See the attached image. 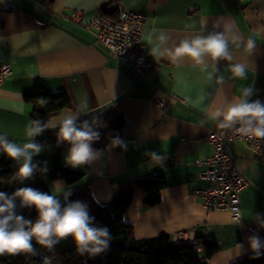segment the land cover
Listing matches in <instances>:
<instances>
[{
  "label": "crops",
  "instance_id": "crops-1",
  "mask_svg": "<svg viewBox=\"0 0 264 264\" xmlns=\"http://www.w3.org/2000/svg\"><path fill=\"white\" fill-rule=\"evenodd\" d=\"M3 4L12 9L0 10V65H10L12 73L0 85V136L21 147L30 140L41 145L32 158L37 165L33 176L49 186L51 195L54 186L60 187L63 191L55 194L65 201L71 189L87 185L100 204H107L133 187L132 204L123 216L133 224L135 237H172L178 230H192L197 241L218 243L209 264H228L250 253L253 235L261 242L264 164L245 142L232 144L247 180L241 191L242 223L228 210L206 208L195 191L207 184L200 175L206 166L196 160L213 151L208 130L220 128L238 103L258 100L264 105V0H0ZM125 9L146 16L143 42L153 63L146 76L136 73L130 60L117 63L86 26L98 14L117 18ZM75 11L81 16L72 19ZM214 34L226 40V57L213 59L206 53L197 63L177 54L184 40ZM236 65H244L243 78L233 72ZM38 82L65 91L70 105L29 138L33 105L24 96ZM109 104L125 119L121 148L92 147L95 158L77 166L83 171L78 180L54 177L55 148L37 136L58 130L66 114L77 120ZM69 150L61 154L66 165ZM148 174H162L165 180L155 205L146 203L147 192L137 184ZM197 250L206 258L202 245Z\"/></svg>",
  "mask_w": 264,
  "mask_h": 264
},
{
  "label": "trees",
  "instance_id": "trees-1",
  "mask_svg": "<svg viewBox=\"0 0 264 264\" xmlns=\"http://www.w3.org/2000/svg\"><path fill=\"white\" fill-rule=\"evenodd\" d=\"M10 9L12 6L6 4L0 6V10L3 11ZM104 14L110 16L108 13ZM24 99L33 105L30 116L40 124L48 123L61 109L70 105L69 96L65 91H54L40 82L34 92L25 94ZM110 105L112 107L102 115L95 114L76 120L77 127L87 122L91 130L99 134V138L91 142V147L110 150L119 149L122 146V129L125 119L120 112L113 109V104ZM58 132L59 129L46 131L36 139L38 142L51 144L55 148L52 155L53 176L63 177L73 182L82 176L83 171L63 163L61 154L64 150L70 149L71 145L67 141H60ZM0 137L11 142L8 137ZM19 167L20 162L8 157L0 148V191L11 196L19 188L31 187L51 195L49 186L41 178L35 176L24 180L19 178L16 175ZM137 184L147 192L146 203L148 205H155L160 201L161 189L165 186L162 174H148L139 178ZM133 195V187L126 188L109 203L100 204L87 185L70 190L68 200L64 201V207L76 201L82 202L87 206L89 216L94 218L91 226L107 228L109 231L110 239L107 241V247L99 254L90 255L85 251L81 255L71 235L59 240L52 250L38 244L33 238L35 254L5 253L0 255V264H43L46 257L50 258L51 264H209L207 258L219 251V245L214 241L198 240L196 244H178L167 234L155 238L135 237L133 224L123 216L125 209L132 204ZM14 202L15 213L35 223L39 217L35 206H23L18 197ZM260 244L259 257H256L252 250L228 264H264V237ZM201 245L205 248L206 258L198 255L197 248Z\"/></svg>",
  "mask_w": 264,
  "mask_h": 264
},
{
  "label": "clouds",
  "instance_id": "clouds-1",
  "mask_svg": "<svg viewBox=\"0 0 264 264\" xmlns=\"http://www.w3.org/2000/svg\"><path fill=\"white\" fill-rule=\"evenodd\" d=\"M249 49L253 47L251 41ZM210 54L213 59L227 56V42L222 34L209 35L206 38H195L191 41L184 40L177 49L178 55H189L197 63L204 54ZM236 76H245L244 65H236L233 68ZM247 93L248 90L246 89ZM43 103V102H41ZM220 113L218 112L217 115ZM225 124L230 127L236 121L243 122L247 127L242 128L244 134L251 133L255 137L264 138V105L258 100L252 102H241L232 106L225 114ZM56 127V125H51ZM48 125H41L34 121L27 129V136L34 137L42 133ZM58 138L60 141H67L71 148L65 160L73 168L83 166L95 158L91 142L99 138V134L93 132L85 122L77 127L76 117L65 115L60 121ZM119 143V141H116ZM0 148L13 160L21 161L16 175L29 179L37 167L32 162L34 155L41 152V145L35 142H27L18 146L14 142L0 137ZM46 170V169H45ZM63 189L54 186V193L62 192ZM20 198L23 206H35L39 217L33 223L26 220L22 215L14 211L15 199ZM87 211V206L82 202H73L61 211L60 201L55 194L40 192L31 187H22L9 196L0 191V255L5 253L18 254L33 253L35 250L32 239L49 250L61 239L71 235L77 245V251L83 255L85 251L90 255H96L107 247L110 234L107 228H96L91 226L92 220ZM250 245L256 257H259L261 247L260 238L256 235L249 237ZM43 264H51L50 258L46 257Z\"/></svg>",
  "mask_w": 264,
  "mask_h": 264
},
{
  "label": "built area",
  "instance_id": "built-area-1",
  "mask_svg": "<svg viewBox=\"0 0 264 264\" xmlns=\"http://www.w3.org/2000/svg\"><path fill=\"white\" fill-rule=\"evenodd\" d=\"M80 16V11H75L70 17L77 19ZM145 20L143 12L125 9L117 18L98 14L86 26L93 31L97 41L109 48L117 63L124 59L130 60L134 71L146 76L153 63L147 58L143 42ZM11 73L10 65H0V85ZM156 103L163 105L160 100ZM245 127L246 124L236 121L230 127L209 129L206 138L212 144L213 151L208 157L196 160L197 165L206 166L200 175L207 184L197 189L195 194L203 199L204 206L209 210H228L239 223H242L241 191L247 180L238 166L232 144L245 142L255 158L264 164V138L242 133L241 129ZM38 161L43 162L44 159ZM171 238L178 244L197 243L192 230L188 229L174 232Z\"/></svg>",
  "mask_w": 264,
  "mask_h": 264
},
{
  "label": "water",
  "instance_id": "water-1",
  "mask_svg": "<svg viewBox=\"0 0 264 264\" xmlns=\"http://www.w3.org/2000/svg\"><path fill=\"white\" fill-rule=\"evenodd\" d=\"M112 107V105H105V106H102V107H97L93 110H90L88 112H86L85 114H82L80 116V118H85V117H88V116H91V115H95V114H103L105 113L108 109H110Z\"/></svg>",
  "mask_w": 264,
  "mask_h": 264
},
{
  "label": "rangeland",
  "instance_id": "rangeland-1",
  "mask_svg": "<svg viewBox=\"0 0 264 264\" xmlns=\"http://www.w3.org/2000/svg\"><path fill=\"white\" fill-rule=\"evenodd\" d=\"M54 194H55V193H54ZM55 195H56V194H55ZM56 197H57V199H58L59 201H61V202H60V204H61V208L64 207V201L61 200V196H60V195H58V196L56 195ZM66 199L68 200V198H66ZM66 199H65V200H66Z\"/></svg>",
  "mask_w": 264,
  "mask_h": 264
}]
</instances>
